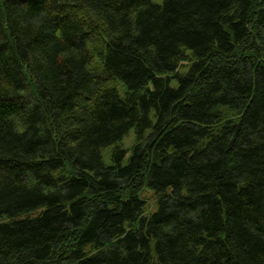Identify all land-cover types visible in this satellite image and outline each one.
<instances>
[{
	"label": "trees",
	"instance_id": "trees-1",
	"mask_svg": "<svg viewBox=\"0 0 264 264\" xmlns=\"http://www.w3.org/2000/svg\"><path fill=\"white\" fill-rule=\"evenodd\" d=\"M0 264H264V0H0Z\"/></svg>",
	"mask_w": 264,
	"mask_h": 264
},
{
	"label": "rangeland",
	"instance_id": "rangeland-1",
	"mask_svg": "<svg viewBox=\"0 0 264 264\" xmlns=\"http://www.w3.org/2000/svg\"><path fill=\"white\" fill-rule=\"evenodd\" d=\"M157 2H159V0H156ZM190 62H184L182 63L181 65V72H184V71H189V67H190ZM186 71V72H187ZM172 86L173 87H177L178 86V81L177 80H173L172 82ZM135 144V137H134V134L133 132L124 140L123 142V147L125 149H127L129 151V154L126 158V163L128 162L130 156H131V149L133 147V145ZM111 149L112 148H108L104 151V154H103V157H104V161L106 163V165H112V162H111V158H110V152H111ZM142 198L146 201L147 203V209H146V215L149 216L151 215L152 213H154L156 211V198L153 194V192H151L149 189H145L142 193Z\"/></svg>",
	"mask_w": 264,
	"mask_h": 264
}]
</instances>
